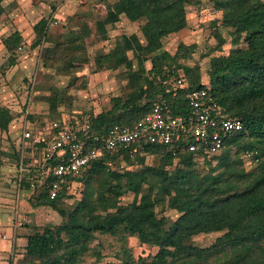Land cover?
<instances>
[{"label":"trees","instance_id":"obj_1","mask_svg":"<svg viewBox=\"0 0 264 264\" xmlns=\"http://www.w3.org/2000/svg\"><path fill=\"white\" fill-rule=\"evenodd\" d=\"M4 1L0 0V17L6 13ZM208 1L221 13L222 24L234 29L236 41L245 44L227 55L211 56L208 71L213 82L210 95L224 113L241 120L243 130L228 141L218 157L210 159L195 160L191 153L167 152L161 146L146 145L144 153L158 154L161 163L141 171L119 172L111 168V163L122 158L127 167L143 166V153L131 155L122 150L104 154L81 178L70 180L82 186L80 198L70 209L62 207L65 199L72 198L70 185L55 199L41 191L37 204L51 207L63 221L26 237L24 264H84L88 255L98 262L103 258L101 249L91 246L96 235L118 237L124 243L135 237L141 245L157 248L153 256L134 259L123 247L121 264H264V0ZM190 3L191 0H115L105 6L103 26L116 24L122 15L130 22L140 21L144 43L137 35H121L115 52L101 55L98 61L106 70L114 69L131 51L137 70L126 71L130 92L124 99L115 97L108 111L86 118L70 115L73 124L87 120L91 131L102 135L115 125H133L151 112L158 97L166 99L176 115L186 111L187 91L204 86L198 65L181 63L191 59L195 46L181 43L174 54L162 49L166 37L186 28L185 7ZM49 21L42 17L33 25L35 38L31 48H40L47 42ZM79 25L77 30L65 32L60 41L52 42V46L42 47L45 64L53 66L60 61L63 70L70 71L86 62V40L92 30L86 21ZM104 31H99L101 37ZM217 40L215 50L220 51L225 42L219 35ZM2 44L8 66L14 65L22 36L14 31L2 39ZM77 49L84 52L77 53ZM157 52L160 54L154 57ZM148 62L150 68L146 69ZM179 76L187 86L175 97L167 95L164 82ZM51 100L49 110L55 114L59 103ZM21 110L0 105V133L8 136L9 127L21 116ZM28 120L34 124V115ZM234 147L238 154L257 153L252 171H245L238 156L230 157ZM11 153L16 167L19 152L15 145ZM213 161L216 165L203 175L196 169L197 162L210 165ZM124 192L134 195L130 204H120ZM157 207L176 211L177 219L167 226V220L157 216ZM210 233L222 235L205 248L190 242L194 236Z\"/></svg>","mask_w":264,"mask_h":264},{"label":"rangeland","instance_id":"obj_2","mask_svg":"<svg viewBox=\"0 0 264 264\" xmlns=\"http://www.w3.org/2000/svg\"><path fill=\"white\" fill-rule=\"evenodd\" d=\"M5 0L3 5L6 7V13L0 17V27L11 23L8 13L16 12L23 15L27 23L34 24L42 17H47L52 23L47 32V39L41 46L50 47L52 42L60 41L63 34L68 30H77L81 21H86L92 30L91 36L86 40V62L82 66H78L69 71L63 70L62 62H56L53 66H49L42 61V48L29 52V45L23 51L18 53L17 61L14 65L8 66L6 61L7 55L4 57L0 54V105H8L13 110L20 111L22 97L24 92L30 90L36 73V81L34 82L33 97L36 98L34 111V121L38 124L46 119L55 118L58 114L50 112L49 103L52 99L55 103L58 101L59 111L63 115H76L86 118L90 115H96L100 112L108 111L112 107V99L115 97L125 98L130 92L128 81L125 76L126 71L137 70V63L132 52L128 51L123 57L121 66L106 70L104 64L98 61L101 55L109 52H115V48L121 35H137L142 43L144 40L140 33V25L142 22H130L124 15L120 17L119 22L114 25L108 24L103 26L102 18L105 15V6L112 4L115 0ZM54 9H52V5ZM187 13V26L185 29L171 34L163 40L162 51L174 54L179 44L186 46L194 45V52L191 59L182 60L185 66L193 67L198 65L201 81L212 85V81L208 77L209 59L213 55H227L231 49L245 47L244 42L236 41L234 29L224 26L221 22V13L216 12L208 0H191V3L185 7ZM11 27V26H10ZM105 30L104 36L101 37L99 31ZM8 33V32H7ZM6 33V34H7ZM4 31H0V39ZM9 35V34H7ZM224 40L220 51L215 50L218 44L217 36ZM33 42V41H32ZM31 42V44H32ZM84 50L77 49V53H83ZM160 52L153 56H158ZM80 58L83 57L77 54ZM38 59L40 60L38 63ZM39 64V66H37ZM146 69L150 68V63L145 64ZM37 69V70H36ZM30 72V76H28ZM181 72V71H180ZM32 98V100H34ZM51 100V101H52ZM33 105V104H31ZM45 109V110H44ZM48 112V113H47ZM18 118L13 121L10 131H14L18 127ZM14 135H4L0 133V210L6 212L9 222L14 220V215L8 211L11 210L12 203L17 202L18 193L13 190L15 159L12 156L14 147ZM237 148L231 149L230 157L236 159L237 156L242 161V167L245 171H252L256 164H253L242 155L236 152ZM141 152L144 155L143 166L127 167L122 158L111 163V168L119 172L125 170L141 171L146 167H157L160 165V156L158 154H149ZM176 165V162L174 163ZM173 165V166H174ZM216 165V161L212 164L198 163L196 169L203 175L209 171L210 167ZM173 166L170 168L172 169ZM81 184H74L69 191L72 198L65 199L62 207L70 209L80 198ZM38 192L40 193V189ZM36 190V191H37ZM38 192L26 201V207L20 206V213L23 217L20 219L21 228L27 229L29 234L36 230H41L45 226H54L62 223L60 215L49 206L37 204ZM28 194V191H22ZM21 193V195H22ZM132 193L124 192L120 197V204L127 205L133 201ZM12 204V205H11ZM1 211V212H2ZM157 216L164 217L167 220V226L171 225L178 217L176 211L169 207H157ZM4 219V218H3ZM8 222V223H9ZM13 222V221H12ZM0 234L10 237V229L6 221H1ZM222 233L200 234L191 238L190 242L200 248L210 246L216 238ZM4 239V238H2ZM11 240V239H10ZM8 242V241H7ZM6 242V243H7ZM91 246H98L101 249L103 258L95 262L94 257L88 255L84 257V264H121L119 258L123 256L122 248H126L134 257H148L155 255L156 247L149 245H141L135 237H129L126 242H122L118 237L110 235H96ZM26 254L21 260V264L25 263ZM37 264V263H34Z\"/></svg>","mask_w":264,"mask_h":264},{"label":"built area","instance_id":"obj_3","mask_svg":"<svg viewBox=\"0 0 264 264\" xmlns=\"http://www.w3.org/2000/svg\"><path fill=\"white\" fill-rule=\"evenodd\" d=\"M202 83V88L187 91L184 113L176 115L166 99L158 97L151 112L133 125H115L102 135L92 132L87 120L78 125L69 120H51L42 132H33L28 120L29 96L18 125L17 191L22 187L45 190L50 199H55L66 186L70 185L69 192L78 184L70 180L81 178L104 154L126 150L135 155L145 151L146 145H158L167 152L191 153L195 160L218 157L228 141L243 130V124L224 113L210 95V85ZM164 85L165 93L172 97L187 86L180 76L169 77ZM39 146L40 155L35 158ZM256 155L249 151L244 157L254 164ZM15 225L21 223L15 221Z\"/></svg>","mask_w":264,"mask_h":264},{"label":"crops","instance_id":"obj_4","mask_svg":"<svg viewBox=\"0 0 264 264\" xmlns=\"http://www.w3.org/2000/svg\"><path fill=\"white\" fill-rule=\"evenodd\" d=\"M7 16H10L9 20H11V23L7 26L3 25L4 28L0 27V31L1 32L4 31V34L1 36V39H0V54L2 53L1 55L3 57H4V55H6L5 48L2 44V39L6 38L8 36L7 34H11L14 31H18L23 38V44L18 48V53L23 51V49H25L27 47V45H29L28 49H29L30 53L34 50H37V52H38L43 46H41L40 48H34V49L31 48V42L35 38V34H34L33 28H32L35 23L34 24L27 23L26 19L23 18V15H20L18 13L16 14V12L7 13ZM50 26L52 27V23L50 24ZM48 31H49V29H48ZM45 46L46 47L48 46L47 43ZM39 61L40 60L38 59V63H39ZM37 66H39V64ZM35 75H36V73L32 76H34V80L36 81ZM28 76H30V72H29ZM34 82L32 83V86L29 88L30 90L26 91V93L24 92V95H23L24 97H22L21 106H19L20 108H23V105L26 103L28 97L29 96L31 97L30 98V111H29L28 116L37 115V112H35L33 110L34 107L36 106L35 100L37 98V97L36 98L33 97L34 93H37L36 91H34V89H35L34 88L35 86L33 85ZM32 98H34V100H32ZM31 104H33V105H31ZM56 114H58V115L55 118L46 119L45 121H43L40 124H38L36 122L34 124H31V128L36 130V131L42 132L43 129L47 126L48 122L51 120H69L70 121V119L68 117L71 114L62 116V114L59 111L56 112ZM71 116L75 117L76 115L72 114ZM18 121H20V117L18 118ZM18 125H19V123H18ZM8 135H14V138H15L14 139V145L16 146L18 135H19V128L16 127L14 131H10V127H9ZM39 155H40V153L37 154L35 156V158H39ZM15 175H16V167H15V174L13 176L14 177V185L12 186V188L14 187L13 190L16 191V193H18V197H17V202L14 201L12 203L13 205L11 204L12 205L11 210L8 209V211L10 213L12 211V213L15 217L14 220H12L13 222L12 221L9 222V218L6 217L7 211L4 212V211L0 210V226L3 225V223H1V221L2 222L6 221L7 222L6 224H8V227L11 231L10 237L3 234L4 239H2L3 236L0 234V264H21V260L23 259L24 253H25L26 237L29 235V232L27 229L21 228V225H15V221L21 223L20 219L23 217V213H20V206H23V209H24L26 207V201L29 198L33 197L35 192L39 191V190H37V191L33 190L32 191L26 187H22L19 191H17V186L15 184ZM22 191H28V194L22 193ZM21 193H22V195H21ZM40 193H41V191H40Z\"/></svg>","mask_w":264,"mask_h":264}]
</instances>
